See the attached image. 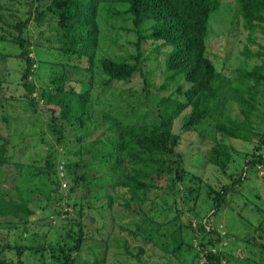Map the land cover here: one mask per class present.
I'll use <instances>...</instances> for the list:
<instances>
[{
  "label": "trees",
  "instance_id": "16d2710c",
  "mask_svg": "<svg viewBox=\"0 0 264 264\" xmlns=\"http://www.w3.org/2000/svg\"><path fill=\"white\" fill-rule=\"evenodd\" d=\"M237 2L233 17L236 13L240 15L248 29L249 41L257 42L259 47L253 50L246 44L243 54L260 63L254 62L250 68L236 66L228 69L230 75H225L222 69L229 66L208 51L210 22L221 0H0V8L9 11L5 18L0 17V42L8 41L17 49L13 56L23 68L19 82L10 81L13 88L3 87L0 81L1 106L7 114H16L19 110L15 103L24 105V111L41 127L43 114L50 129L59 134L55 143L62 147L65 144L61 125L68 123L70 129L78 133L79 142L77 149L71 152L75 157L64 158L62 176L58 169L60 161L54 159L56 149L51 142H44L49 147L47 155L31 161L42 165H30L28 177L21 175L22 170L17 176L22 182L26 181L24 187L31 192V196H25L23 193L27 190L20 188L21 184L10 188L2 186L5 165L24 166L13 161V155L9 154L12 134L0 135V228L14 225L7 222L15 220L23 224L27 232L29 217L34 214L29 206L32 194L39 193L50 203L64 200L63 178L69 180V193H76L73 197L79 199L80 204V210H76L75 202L65 211L61 210L63 202H59V208L56 204L53 206L54 216L65 220L58 223L61 240H45L39 226L31 239L26 236L28 244L6 240L1 235L0 264H14L3 256L4 252L15 251L21 256L29 249L42 256L49 252L54 262L60 264H116L106 255L110 246H115V256L123 264L134 259L140 262L143 245L148 242L163 251L159 257H164L168 264H184L176 258L185 251L194 252L193 263L196 264H264V214L260 210L254 211L261 215L257 224L248 221L254 228L253 234L247 236L234 232L237 231L234 224L219 227L213 219L229 205V195L243 184L248 169L264 166V73L261 71L264 45L259 44L255 35L257 30L264 33V0ZM17 6H22L21 12ZM120 15L128 17L132 28L139 33L135 52L130 56L132 61L107 56L97 58L100 27L104 24L114 28L113 20ZM146 21L152 24L140 29ZM41 26L44 31L38 32L37 40L47 33L53 35L49 47L59 43L54 48L56 54L50 52V55L60 69L52 73L51 84L45 88L33 80L38 61L30 56L32 49L40 45L37 41L29 42L25 36L28 28ZM96 67L99 68L98 80ZM136 75L141 80L137 89L131 86L130 95L148 96L153 89L160 94L153 108L157 117L153 122H143L148 111L138 113V102L126 103L123 98L112 96L115 103H110L106 95L112 88L127 85ZM181 80L184 83H180ZM66 81L70 84H65ZM8 89H12L9 95ZM121 105L124 108L121 109ZM187 107L190 110L179 122L180 132H174V120ZM232 107L237 110L234 116ZM97 110L105 113L104 120L109 122L107 131L111 133L82 142V129ZM129 111L135 115L124 122L123 118L127 117L124 114ZM3 120L8 123L7 117ZM207 120L214 123L213 132L198 130ZM30 126L34 140L45 141L44 133L33 130L34 122H30ZM190 131H198L196 134L206 143L213 139L208 156L201 154L198 158L202 167L194 170L185 167L184 155L176 150L182 134ZM228 138L249 141L251 147L245 154L247 158L241 171L227 173L229 181L214 185L197 170L209 163L211 170L226 175L237 153L230 142H225ZM64 154L69 153L64 149ZM102 167H106L108 173L97 174L94 169ZM165 177L171 185H163ZM176 193L181 195L180 200H176ZM168 197H173V202H167ZM202 197L213 205L205 215L210 218L209 225L196 211ZM158 199H162L161 204H157ZM120 200L122 203H118ZM250 200L257 208L255 199ZM146 202L148 208H145ZM85 205L93 217L99 219V225L93 229L84 219L82 208ZM171 206L173 216L166 221L158 219ZM120 213L127 222H117ZM117 224L126 236L115 234ZM47 225V230L53 226L50 221ZM93 239L99 242L97 251L84 252L83 246ZM130 240L138 244L131 246ZM239 241L245 246L240 255L233 251ZM17 263L23 264L22 260Z\"/></svg>",
  "mask_w": 264,
  "mask_h": 264
},
{
  "label": "rangeland",
  "instance_id": "374dc122",
  "mask_svg": "<svg viewBox=\"0 0 264 264\" xmlns=\"http://www.w3.org/2000/svg\"><path fill=\"white\" fill-rule=\"evenodd\" d=\"M236 7H238L237 0H221V4L218 10L213 12L212 21L210 22L211 35L208 38V51L214 53L215 55H218L219 60L224 62L226 66H229L225 69H222V72L225 75H230L228 69L233 70L236 66H240L241 68H250L252 67L254 62L260 63V60L257 61L256 58L251 57L246 58L243 54L244 45L246 44H248L249 47L253 50L258 49L259 47L257 42L249 41L248 29L244 27L240 15L236 13V17H233V15L235 14L234 8ZM17 8L19 12H21L22 6H17ZM18 10L16 12H18ZM8 14V10H6L5 8H0V17L5 18ZM151 24V21H146L143 23L140 29L147 28ZM112 25H115V27L110 28L104 26V24L102 27H100V38L97 45V58L107 56L113 60L132 61V59H130V56L133 52H135V41L137 40L139 33L132 28L130 19L128 17H124L123 15H120L117 19L113 20ZM39 31H44V26H41L39 28H28L26 30L25 36L27 37L29 42L37 41L40 45V47L32 49V51L30 52V56H35L38 61L36 63L33 80L37 85L45 88L47 84H51V78L54 76V74L52 73L60 69L59 65H57L55 62H52L53 58L50 55V52H54L56 54V50L54 48L59 46V43L53 45L52 47H49L50 39L53 37V35H49L47 33H44V36L41 39L37 40ZM255 35L257 36L259 44L264 45V33H262L260 30H257L255 32ZM16 51L17 49L8 41L2 43L0 42V81H3V87L13 88V85L10 83V81L14 83L19 82L20 72L23 68L21 65L22 63L18 60V58H15L13 56V52ZM211 58L215 60L216 57L212 56ZM262 64L263 65L261 67V71L262 73H264V60L262 61ZM98 69L99 68L96 67V80L99 79ZM71 76L74 77V75L72 74ZM140 80V76L136 75L127 85H119V87L117 88H112L106 93V95L109 98L110 103H115V99H111L112 96H114L115 98H123L126 103H131L133 101L138 102V113L140 112L142 114L143 112H145L144 110L148 111H146V121L143 122H153L157 118L156 112L154 111L155 109L153 108H155V104L158 102L160 94L156 93V91L153 89V93L149 94L148 96H146L144 93V95L140 93L130 95L131 86H133L134 89H137ZM154 81L158 83L159 79H156ZM181 82L184 83L183 80H181L180 83ZM218 83L220 82H217V84ZM65 84H70V82L66 81ZM262 86L264 87V80L262 82ZM11 91L12 89L7 90L8 95L11 93ZM163 93L161 95H163ZM103 99L104 98H102V100L99 102L100 106L103 102ZM15 105L19 110V113L16 112V114H7L5 109L0 104V135L9 136V134H12L10 140L12 142L11 144H14V146H12L11 144V146L9 145V154L13 155V161L22 163L24 167L22 168L14 164L8 166L5 165L3 167V172L5 173L2 180L3 188H10L14 184H21L19 185L20 188L26 185V181L22 182L18 179L17 176L22 170L21 175L23 177H28L30 176V173L28 172V168H30V165H42V163L40 162L35 163L31 161L34 158H44L47 155V150H49V147L44 144V142H51L56 149L57 156L55 155L54 159L55 161H60L58 169L60 170L59 175L62 176V174H64V158L67 156L72 158L75 157L71 152H74L79 145V142L76 139V135L78 133L71 130L68 123H62L61 126L64 131L62 140L63 144H65V146L62 147L61 144L55 143L54 139L57 138L59 134L55 133V129H50V126L46 121L47 119L43 114L40 113L44 120L41 127L40 123L38 121H35L31 114L24 111V105L16 103ZM39 105L40 107L43 106L42 103ZM124 105H121V109L124 108ZM189 110L190 108L187 107L182 111L178 118L174 120V132H180L181 128L179 122L181 118L189 112ZM236 113L237 110L232 107L231 114L234 116L236 115ZM104 114L105 113L101 112L100 110H97L92 120L84 129H82V142L97 137L100 138L101 136L111 133V131L109 133L107 131L109 122L104 120ZM124 115H127V117L123 118V121L126 122L130 120V116L135 114L129 111ZM4 117L8 118L7 124H5L3 120ZM30 122H34L35 124V126H32L33 130H36L38 133L41 132V134L44 133L43 136L45 141L34 140V137L31 135V133L33 132H31L32 129L30 126ZM253 127L255 126L253 125ZM198 130L213 132L214 123L210 122L209 120L204 121L200 124ZM197 132L198 131H190L183 133L181 141L176 148L177 151L181 152L184 155V165L189 170H194L197 167H202V163L198 161V158L201 154L208 156L209 149L213 144V139L209 140V142L206 143L205 139L199 137L196 134ZM198 141L203 142L198 143ZM226 141L230 142L228 144H231L235 148V152H237L234 156L235 161L231 163L226 172V175L219 170H211V164L209 163H205L202 170H197V172L200 173L203 178L209 180L214 185H221L222 183L229 181L227 173H239L241 171L247 158L245 154H247L249 147H251L249 141L241 139L228 138L225 139V142ZM64 149L65 151L67 150V153L69 154H64ZM85 156L88 157V154ZM94 170L99 175H101L104 171L108 173V169L106 167L95 168ZM162 183L164 186L171 185L168 177H165ZM63 185L65 186L63 187ZM70 185L71 184L69 180L67 178H63L61 186L63 188L62 191L64 192L65 199L61 201L53 200L50 203V201L45 199L41 194L33 193L31 197L32 201L29 203V206L34 210V214L29 217L28 231H24L23 224H20L15 220H9L10 222L7 223H9V225H14H10L9 227H7V225H2V227L0 228V236L2 235L6 240H16L18 243L28 244V239H31L34 230L36 231L39 226L41 231L39 232L45 233V240H61L63 237L58 236L59 231H61L59 229L58 223H64L65 220L62 217L56 218L54 216L53 206L56 204L55 206L59 208V202H63L64 207L61 208V210L65 211L70 210L72 203L75 202L76 210H80L79 199L73 197L74 195H76V193H69ZM24 188L27 190V193L23 194L25 196H31V192H28L29 188ZM152 195L153 194H150V196ZM180 196L181 195L179 193H176V200H180ZM205 197H202L198 201V209H196V211H198L200 217L202 216V218H204L205 224L209 225L211 223L210 218L205 215L212 209L213 205L212 202L210 200H207ZM229 198V205L222 208L220 210V213L215 215V217L213 218L214 221L218 223L219 227L220 225L232 226L234 224V227H237L238 231L234 232L238 234L239 232L245 234L244 236L253 234L254 226L252 224H249L248 221H251L253 224H257L261 215L255 213L254 211L256 210H260V212L264 214V166H260L256 170L255 168L248 169L247 178L243 181L242 185L238 186L237 191L229 195ZM250 198L255 199L257 208H254L255 205H252V203H250ZM167 199L168 200L166 201L171 203L173 202L172 199L174 198L168 197ZM65 203H67L68 205H65ZM118 203H122V200H120ZM161 203L162 199H158L157 204ZM145 204V208H148L149 205L147 204V202ZM116 209L117 211L120 210L118 206ZM82 210L84 212V219L89 221L88 224L92 229L95 226L99 225V219L93 217L92 213H90V209L86 207V205L82 208ZM166 212V214H162L161 216H159L158 219L163 218L161 220L166 221L168 218H171L174 213V208H172L171 206L170 210H167ZM117 218V222L125 223L128 221L127 218L122 216V213L118 214ZM185 219L186 217L183 216V220ZM193 219L194 222H196L195 217H193ZM48 221L53 224L52 228H50L49 230H47ZM128 226L134 227L133 224H129ZM114 229L117 236H126L125 231L120 230L118 224L114 227ZM26 236L28 239H26ZM187 236H189V233H187ZM262 241L264 242V236L262 238ZM139 243L142 244L141 241ZM137 244V241L130 240L131 246H135ZM98 245L99 242H97L96 239H93L92 241H87L82 250L87 253L88 250L97 251ZM237 245L238 246L233 247V251L240 255L241 250L244 249L245 246L242 245L241 241L237 242ZM143 247L144 252L139 257L140 262L134 259L127 261L126 264H168L166 261H164V257H159L163 254V251L157 246L153 245L152 242H148L147 244L143 245ZM114 251L115 246H110L109 250L107 249L106 255L108 256V259L112 262L114 261L116 264H123L120 259L115 256ZM135 251L136 250H134V252ZM47 254L46 256H42L34 249H29L26 250L21 256H19L15 251H6L3 253V256L9 261H12L14 264H18V260H22L23 264H60L59 262H54L49 252H47ZM193 255L194 252L185 251L178 255V258L180 260L178 258L176 259L177 262L182 261L184 264H196L193 263Z\"/></svg>",
  "mask_w": 264,
  "mask_h": 264
}]
</instances>
